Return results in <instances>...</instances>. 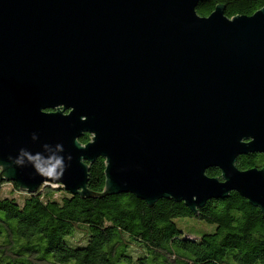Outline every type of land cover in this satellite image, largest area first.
<instances>
[{
  "label": "water",
  "instance_id": "water-1",
  "mask_svg": "<svg viewBox=\"0 0 264 264\" xmlns=\"http://www.w3.org/2000/svg\"><path fill=\"white\" fill-rule=\"evenodd\" d=\"M203 1L0 0L3 180L90 197L101 158L102 196L195 214L234 192L264 216V168L236 167L264 154V7Z\"/></svg>",
  "mask_w": 264,
  "mask_h": 264
},
{
  "label": "trees",
  "instance_id": "trees-1",
  "mask_svg": "<svg viewBox=\"0 0 264 264\" xmlns=\"http://www.w3.org/2000/svg\"><path fill=\"white\" fill-rule=\"evenodd\" d=\"M217 6L232 19L253 15L264 0H204L196 13L208 17ZM88 141L87 134L79 139ZM236 167L262 169L264 154L240 156ZM104 170L101 158L89 166L90 197L60 185L29 194L0 175V264H264V216L238 194L210 200L195 214L168 200L148 207L128 194L102 196ZM206 174L220 176L218 169ZM176 218L214 230L192 238Z\"/></svg>",
  "mask_w": 264,
  "mask_h": 264
},
{
  "label": "rangeland",
  "instance_id": "rangeland-1",
  "mask_svg": "<svg viewBox=\"0 0 264 264\" xmlns=\"http://www.w3.org/2000/svg\"><path fill=\"white\" fill-rule=\"evenodd\" d=\"M80 144L85 145L82 143ZM6 188H9V187H6ZM174 222L176 223L178 229L184 232L185 235H189L192 238L200 237L203 233L212 232L214 230L213 225L206 224L202 221H198L192 218H176L174 219Z\"/></svg>",
  "mask_w": 264,
  "mask_h": 264
}]
</instances>
